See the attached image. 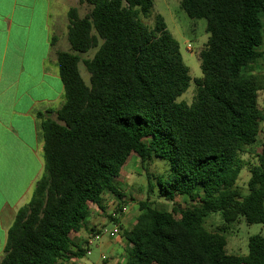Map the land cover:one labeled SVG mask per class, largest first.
Wrapping results in <instances>:
<instances>
[{
  "label": "trees",
  "instance_id": "trees-1",
  "mask_svg": "<svg viewBox=\"0 0 264 264\" xmlns=\"http://www.w3.org/2000/svg\"><path fill=\"white\" fill-rule=\"evenodd\" d=\"M81 3L91 11L84 17L77 8L69 11L73 52L57 54L65 102L57 120L41 125L45 171L16 214L0 264H61L86 256L87 239L81 248L74 238L93 207L105 210L107 192L125 200L120 177L133 157L144 170L153 159L164 160L160 196L174 202L183 195L196 206L167 211L139 202L125 232L123 264H264L262 234L249 238L246 256L226 250L230 226L242 219L264 224V144L249 168L248 194L237 185L241 155L256 144L264 122V86L252 74L264 60V0H181L189 18L206 21L209 35L191 105L178 102L192 81L178 41L161 15L152 28L144 22L155 0ZM91 49H97L94 57L82 59ZM211 213L222 216L219 232L205 228Z\"/></svg>",
  "mask_w": 264,
  "mask_h": 264
},
{
  "label": "crops",
  "instance_id": "crops-1",
  "mask_svg": "<svg viewBox=\"0 0 264 264\" xmlns=\"http://www.w3.org/2000/svg\"><path fill=\"white\" fill-rule=\"evenodd\" d=\"M79 3L0 0V261L16 214L31 200L45 171L41 125L48 118L57 120L56 112L65 102L57 54L73 52L68 40L69 11ZM95 208L74 238L78 247H85L91 231L112 223ZM111 241L103 245L102 264H123L126 254L122 259L109 258L120 257L127 246ZM226 250L229 253L228 243ZM90 255L61 264H101L87 260Z\"/></svg>",
  "mask_w": 264,
  "mask_h": 264
},
{
  "label": "rangeland",
  "instance_id": "rangeland-1",
  "mask_svg": "<svg viewBox=\"0 0 264 264\" xmlns=\"http://www.w3.org/2000/svg\"><path fill=\"white\" fill-rule=\"evenodd\" d=\"M181 0H155L153 14L150 18L144 19V22L151 28L154 26L155 16L161 15L167 25L168 30L173 37L178 41L181 53L185 64L189 67L192 81L189 88L179 97L178 102H184L191 105L196 96V85L194 79L201 78L203 72L201 69L200 52L204 49L208 41V33L206 31V21L189 18L180 7ZM80 17H84L91 11V6L86 3H79L77 5ZM264 17V14H263ZM264 21V18H263ZM188 45L191 49L188 50ZM261 50L264 51V46ZM97 49H91L89 52L82 55V59H92ZM79 69L84 81L89 84L90 74L87 72L84 64H79ZM257 75L264 86V60L254 65L252 72ZM259 107L264 113V89L259 93ZM262 125V132L258 137L256 144L248 148L245 154L241 155L244 170L241 172L237 185L244 195L248 194V181L250 179L249 168L258 163V156L262 153L264 144V122ZM168 171L167 163L155 158L149 164L146 170L141 166L140 159L133 157L126 167L125 173L120 177V190L125 195V200L113 196L107 192L104 196L103 213L107 216L114 217L118 222H113L108 218L109 222L114 223L120 229V235L117 238L119 241L111 239L112 243H122L120 245L127 246L125 239V232L130 230L139 215V202H149L158 210L171 211L173 206H180L186 208L195 207L196 204L190 201L186 196H179L174 202H169L160 196L157 178L161 175H166ZM149 181L152 182L153 188L149 186ZM103 202V203H104ZM96 209L95 207H93ZM102 214V215H104ZM106 217V216H105ZM108 223L109 230L113 229L114 225ZM224 225V221L220 213H211L205 218V228L210 232H219ZM264 235V224H247L244 220H239L237 223L229 227L226 234L228 251L234 255H247L249 238L253 235ZM109 241L108 236H104L99 242L92 247V254L87 257V260L102 262V255L104 254L103 245ZM126 254L122 253L120 257L110 256L111 260L118 258L122 259Z\"/></svg>",
  "mask_w": 264,
  "mask_h": 264
},
{
  "label": "built area",
  "instance_id": "built-area-1",
  "mask_svg": "<svg viewBox=\"0 0 264 264\" xmlns=\"http://www.w3.org/2000/svg\"><path fill=\"white\" fill-rule=\"evenodd\" d=\"M191 49V46L188 45V50ZM120 235V229L117 225L113 229L109 230L106 227H103L98 230L91 231L87 238V254H91L92 247L99 242L104 236H108L111 239H117Z\"/></svg>",
  "mask_w": 264,
  "mask_h": 264
}]
</instances>
